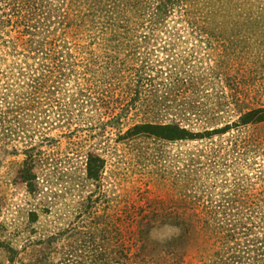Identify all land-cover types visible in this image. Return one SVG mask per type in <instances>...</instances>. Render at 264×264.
Instances as JSON below:
<instances>
[{"label":"rangeland","instance_id":"rangeland-1","mask_svg":"<svg viewBox=\"0 0 264 264\" xmlns=\"http://www.w3.org/2000/svg\"><path fill=\"white\" fill-rule=\"evenodd\" d=\"M11 3L2 6L13 19ZM128 3L147 19L145 7ZM71 9L49 0L35 12L55 30L43 48L52 59L29 52L13 21L0 24V264H259L211 228L250 211L264 221V123L232 125L240 112L264 107V0H183L153 30L139 24L150 40L129 51L151 68L139 87L132 55L115 59L118 43L102 18V32L94 21L56 23ZM27 95L41 103L24 105ZM143 122L202 136L120 140ZM32 145L40 153L34 193L19 173ZM88 154L104 160L96 179L86 175ZM182 222L195 230L176 252L174 223Z\"/></svg>","mask_w":264,"mask_h":264},{"label":"trees","instance_id":"trees-1","mask_svg":"<svg viewBox=\"0 0 264 264\" xmlns=\"http://www.w3.org/2000/svg\"><path fill=\"white\" fill-rule=\"evenodd\" d=\"M7 1L8 0H0V24L5 23V20L3 18L8 19V21H13L12 27L15 32H17L18 35L29 37L26 42L29 52H32L34 54L41 53L46 60L48 58L52 59L51 48L46 49V51H43V48L45 45H52L51 42H46L45 39L53 36L55 30H50L48 28L49 26L47 25V23L49 19L47 17L41 16L40 14H35V12H38V10L44 7V2H49V0H11L12 3L10 4V7L14 8L17 13L16 15H14L15 19L13 17L14 20L8 18V14L6 13L7 7L2 6L3 4L7 3ZM123 1L124 0H68V3L71 4L72 16L71 13L67 15H59L58 13H56L53 18H56V23H61V25L63 23H66L67 19L84 22V24L86 22L94 21L97 28L95 26L92 28L95 30L98 29L101 32L102 30L100 21L102 18V24L105 25L104 29L109 28L113 30L114 32L111 35V39L113 42L118 43L114 46V48L118 50L116 52L119 54V56L115 57V59L124 61V57H131L132 55L129 63V73L137 81L136 86L139 87L142 79H150L148 71H151V68L144 55H141L139 52L138 54L132 52L135 46H139V42L144 43L150 40L149 36H145L146 34L138 35L139 33L144 32L140 30V27L138 25L145 21L147 25H149L147 26V28L149 30H153L152 27L158 26L160 24V21L162 22L164 17L171 12V9L174 8V6L179 5L180 2H183V0H135V5L128 3L130 7L140 6L139 9L145 7L146 10L149 11V13H147V19L145 18L144 20H142V18L144 17L145 12L137 11L134 9H127V6L124 8L122 4ZM146 1L149 3H147ZM55 8L56 10L59 9L56 6ZM90 17L94 20H91ZM66 27L68 28V26ZM84 34L88 35L86 31H84ZM61 35L63 37L66 36V32L62 33ZM18 38L19 36L14 38L15 41L13 42L16 43V40ZM130 49H132V51H129ZM53 51H55L54 48ZM120 53L122 54L121 56ZM111 75L112 74H109L107 76L104 74L101 82H110L112 79ZM191 80L192 78L190 77L185 78L184 84L185 82ZM39 87H41V85L29 86V88L35 90L34 92H39ZM34 92L31 91V94ZM135 93H137V95L139 96L138 100L141 98L142 100H145L146 96L140 97L142 95L141 92L135 90ZM234 98L237 99L240 98V96L237 95V97L235 96ZM36 103L40 104L41 101L37 99ZM24 105L36 106L35 104H31L29 102L28 95L24 99ZM120 116V113H117L116 116L112 117L111 119L115 120V122H119ZM258 123H264V107H256L240 112L236 123L232 125L246 126L249 124ZM229 128L230 125H225L220 129H213L210 135L223 133ZM119 136L121 141H130L132 139H138L140 137H153L165 141H176L193 139L201 137L202 135L200 133H193L185 127L180 126L178 123L143 122L133 125ZM36 148V145H32L28 149H24L23 154L25 156V159L23 161V167L19 172L20 178L25 182L27 190L30 193H34L38 190L36 175L35 173H33V170L40 161V157H37L40 153H37V155H34L33 153ZM103 167L104 160L100 156H93L88 154L87 161L85 162L87 178L96 179L97 177H99L100 171L103 169ZM233 208L239 210L238 206H234L230 209L233 210ZM237 214H239V211ZM254 214L255 213L252 211L245 212V216L243 218L244 220H246V222L244 220L241 221V219H237L228 223L215 222L213 223L211 229L214 231L219 229L222 230L221 232H226V234L223 235L224 238L226 237L230 239L229 241H235L234 245L237 246L236 248H239V254H241L242 252L248 257L254 258L259 262V264H264V221L260 218H255ZM205 224L206 229H210V223L206 222ZM174 225H176L181 231L178 241H176L175 243L173 242L174 244L172 243L173 250L179 252L183 248L182 245L179 244L180 241H182V239H184L187 234L190 235V233H192L191 231H194L195 229L191 230L193 226L192 222L174 223ZM75 228L76 227H69L64 230V232H68L70 230L72 232V230H75ZM142 232L143 231H140V233ZM240 234L242 235L240 236ZM238 237L239 239L244 238V242L241 243ZM7 252L9 254L10 261L13 262L15 258V256L12 255L13 251L10 250ZM251 253H253V255H251ZM49 263L51 262H47L46 264Z\"/></svg>","mask_w":264,"mask_h":264}]
</instances>
